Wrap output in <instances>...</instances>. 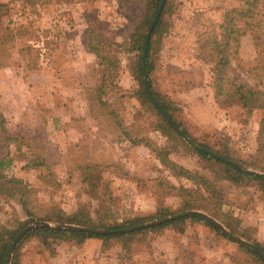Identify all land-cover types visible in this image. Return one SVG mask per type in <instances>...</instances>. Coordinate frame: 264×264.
Masks as SVG:
<instances>
[{"label":"rangeland","instance_id":"1","mask_svg":"<svg viewBox=\"0 0 264 264\" xmlns=\"http://www.w3.org/2000/svg\"><path fill=\"white\" fill-rule=\"evenodd\" d=\"M1 1L9 5L3 21L10 35L0 45V108L10 133L29 137L45 161L27 166L30 155L0 135V156L12 159L0 177V240L42 223L18 240L10 264H264L239 240L191 219L112 238L27 237L41 227H85L60 223L69 218L147 223L163 212L199 211L264 251V184L232 180L170 123L179 136L169 133L160 110L139 95L134 33L152 0ZM236 2L169 0L150 77L190 136L264 174L262 99L250 107L219 103L211 62L198 53L199 34L222 21V5ZM229 73L233 83L264 90V34L241 38ZM161 154L175 165H164ZM89 162L98 168L80 167Z\"/></svg>","mask_w":264,"mask_h":264},{"label":"trees","instance_id":"2","mask_svg":"<svg viewBox=\"0 0 264 264\" xmlns=\"http://www.w3.org/2000/svg\"><path fill=\"white\" fill-rule=\"evenodd\" d=\"M168 1L169 0H166L160 18L158 19L152 31L145 63H144L143 53L145 48L146 34L149 29V26L153 22L154 17L158 11L161 0H152V2H149V7L146 10L145 23L143 24L144 28L142 30L137 29V31L134 33L135 39H137V42H135L136 43L135 48L137 47V49L140 51L139 60H138V73L140 76L141 88L139 90V95L143 98L144 102H148L154 108V110L157 111L158 115L161 116L159 109L154 105L147 91L146 84L144 81V75L146 72V76L149 79V84L152 93L156 97V99L160 102L162 109L167 113V115L180 128L183 129V132L190 138V140L194 144L198 145L199 147H203L210 151H213V149L210 148L208 145L200 143L192 136H190L187 130L181 126V124L170 113L167 102L162 100V96L154 90L151 82L150 75L153 69V63L151 59L152 50L155 43V39H157L158 37L160 39L161 37V29H162L164 15L167 10ZM220 8L223 9L222 21L219 24L214 25L212 30L200 33L197 42L199 56L211 62V66H212L211 70L213 72L212 87L214 88L215 91V98L219 103L223 105L242 104L248 107L254 105V102L257 99H262V104H260V106L264 109V90L248 87L243 84L233 83L231 77L229 76L230 74L229 72L231 69V60L232 57L235 58V56L238 53L241 38L250 33L257 32L264 34V0H237L236 3H231L230 5H225V6L222 5ZM8 10H9L8 3L0 0V45L3 43L4 39L7 36L9 37L10 35L9 32L10 27L6 26L3 21ZM89 47L91 51L98 54V51L96 50L94 44L90 40H89ZM161 119H162L163 127L170 130V132L168 131L169 133L173 132L179 136L176 130L172 128V126L164 117L161 116ZM123 133L130 136L129 131H127L126 129L124 130ZM0 135L6 141L7 143L5 144L6 146H14L15 151L19 154L21 153L22 155H30V158L27 160L28 161L26 164L27 166H32L34 168L38 166H43L45 164V161L41 158V156H39L37 150L35 151L36 148L33 146V144L30 142H25L26 140L25 138L30 139L29 137L10 133L7 126V117L4 114V112L1 110V108H0ZM260 135H261V140L262 138L264 139V117L261 121ZM130 140L132 142H137L135 138H133L132 136L130 137ZM23 147H25V150H23L24 149ZM195 151H197L199 154H201L204 157H207L211 160H215L216 162L220 163L224 167V171L229 175L228 177H230L232 180L241 181L242 179H250L252 181H258L259 183L264 184V175L257 174L253 171H249L242 168V166L238 164L240 163V160L232 157L228 153L219 151L218 155L220 156H218L202 150H195ZM5 155L7 156H2V157L0 156V177H2L1 175V173L3 172L2 170H5V168L8 167V165L12 161V159L9 158L8 153ZM158 157L160 161L166 166L172 167L175 165V163L170 158H168L166 154H161ZM98 166H99L98 163L89 162L83 164L80 167L85 171H90L91 169L94 170L98 168ZM181 169L185 173V169L184 168ZM186 172L188 171L186 170ZM5 183L6 182L2 184L4 185ZM189 209H195V208L186 206L181 210L184 211ZM169 214L171 213L163 212L160 215H158V217L159 218L165 217ZM187 219L204 223L212 227L219 234L227 237L229 240L234 242H239L238 240H235L232 237H230L218 223L210 219L207 215L200 212H194L192 214H188L173 220H168L156 224L154 226L142 227L139 229L150 230V229L162 228L170 224L182 223ZM146 221H149V219L137 218L133 220H127L124 223L116 222V223L104 225L103 223L94 224L88 222V220H74L69 218L66 221H61L60 223H66V222L75 223L85 227L107 230L108 232L99 234L91 231L78 229L75 227L62 228V229L41 227L39 229L29 232L27 237L40 236L44 239L55 238V239L77 240V241H82L87 238H94V237L96 238L121 237V236L132 235L135 232L140 231L136 229V231L127 232L125 231V229L128 227H133L136 225L143 224ZM16 234L17 231L14 232L7 241L5 239L0 240V264H6L9 251L11 248V244ZM21 242L22 239L18 242L17 246L20 245ZM239 243H241V246L244 249H247L248 251L253 253L259 260L264 262V259L259 254H257L252 249H250L249 246L245 245L242 242ZM256 245L263 251L262 247L258 243H256ZM13 264H16V261H14Z\"/></svg>","mask_w":264,"mask_h":264},{"label":"water","instance_id":"3","mask_svg":"<svg viewBox=\"0 0 264 264\" xmlns=\"http://www.w3.org/2000/svg\"><path fill=\"white\" fill-rule=\"evenodd\" d=\"M165 1L166 0H161L160 2V6L158 8V11L154 17V20L153 22L151 23L149 29H148V32H147V35H146V39H145V48H144V53H143V56H144V63L146 62V55H147V51H148V46H149V42H150V37H151V34H152V31L158 21V19L160 18V15L162 13V10L164 8V5H165ZM144 81H145V84H146V88H147V91L149 93V96L150 98L152 99V101L154 102V104L156 105V107L160 110L161 114L166 118V120L191 144L193 145L195 148L199 149V150H202V151H206V152H209L211 154H215V155H218L217 153L213 152V151H210L206 148H203V147H199L198 145L194 144L190 138L183 132V130L167 115V113L162 109L161 107V104L158 102V100L154 97L153 93H152V90H151V87H150V84H149V80L146 76V72H145V75H144ZM220 156V155H218ZM249 171H252V170H249ZM255 172V171H253ZM257 173V172H255ZM259 174V173H257ZM264 175V174H262ZM194 212H199V211H185V212H181V213H177V214H173L172 216H167V217H164V218H160L158 220H154V221H151V222H147V223H143V224H140V225H136V226H133V227H129V228H126L125 231H131V230H136V229H139V228H142V227H148V226H151V225H154V224H159V223H162V222H165V221H168V220H171V219H175V218H178V217H182V216H185V215H188V214H192ZM201 213V212H200ZM204 214V213H203ZM206 215V214H205ZM208 216V215H207ZM210 219H212L213 221H215L216 223H218L214 218L208 216ZM219 224V223H218ZM42 223L37 221L34 225H31V226H28L26 228H24L17 236L16 238L14 239L13 243H12V246H11V249H10V254H9V258H8V262L7 264H10V260H11V257H12V254H13V251H14V248L18 242V240L27 232L29 231L30 229L32 228H35V227H38V226H41ZM220 225V224H219ZM221 226V225H220ZM70 227H74V226H69L68 228ZM222 227V226H221ZM223 228V227H222ZM82 230H86V231H91V232H94V233H107L108 231L107 230H103V229H95V228H87V227H82L80 228ZM226 231V230H225ZM226 233L232 237H234L235 239L239 240L240 242H243L245 243L246 245L250 246L253 250H255L258 254H260L262 257H264V253L254 244H252L251 242H248V241H245L237 236H234L232 235L231 233L227 232Z\"/></svg>","mask_w":264,"mask_h":264}]
</instances>
